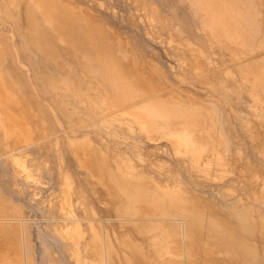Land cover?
<instances>
[{"label":"bare ground","instance_id":"obj_1","mask_svg":"<svg viewBox=\"0 0 264 264\" xmlns=\"http://www.w3.org/2000/svg\"><path fill=\"white\" fill-rule=\"evenodd\" d=\"M109 1L0 0V264H264L251 11Z\"/></svg>","mask_w":264,"mask_h":264},{"label":"rangeland","instance_id":"obj_2","mask_svg":"<svg viewBox=\"0 0 264 264\" xmlns=\"http://www.w3.org/2000/svg\"><path fill=\"white\" fill-rule=\"evenodd\" d=\"M107 1H109V0H107ZM133 2V0H127V2ZM230 4H235L236 6H238V8H245V9H247V10H249V11H251L250 13H246V14H244L243 16H242V18H241V22H242V25H243V27L244 28H246V30L245 31H243L242 33L244 34V35H246V36H249V35H255V39H254V41L252 42V43H258V44H264V1H262V2H260L261 0H257V2L259 3H261V5H263V6H261V7H257V9L255 8V7H252V8H247V6L246 5H249L251 2L252 3H256L255 2V0H227ZM109 2H111L112 4L115 2L114 0H111V1H109ZM115 4V3H114ZM120 5H116V6H114V9L116 10V11H119V12H124L123 10L122 11H120V9L119 8H121V7H119ZM86 7H89V6H87L86 5ZM122 9V8H121ZM235 9V8H234ZM187 11V10H186ZM261 12L260 14H256L257 12ZM90 12H92V11H90ZM93 14H95L94 12H92ZM253 14V15H252ZM187 16H188V18L189 19H191L190 18V15H188V12H187ZM261 18V19H260ZM247 19V20H246ZM259 19V23H255L254 24V21H257ZM247 23V24H246ZM250 25H253L254 27H251ZM248 29V30H247ZM118 31V30H117ZM251 31H253V33L251 34ZM254 63V64H253ZM258 63V64H257ZM248 65H254L255 67H261V66H264V53L263 54H261V55H257V56H255V57H248V58H245V59H243L239 64H237V65H235V66H231L229 69L230 70H232L233 68L235 69V68H244V67H246V66H248ZM200 67L201 68H203V69H205L206 67H205V65H200ZM222 72V71H221ZM209 73V74H211V78H210V75H209V77H208V75H207V77L209 78V80L211 81V82H213V81H217V79H218V77H219V75H220V77L221 76H224V75H226V72L224 71V72H222V73ZM218 76V77H216V75ZM223 74V75H222ZM214 75V76H213ZM219 77V78H220ZM170 86V85H169ZM172 86V85H171ZM173 86H174V84H173ZM190 87H192L193 85L192 84H190L189 85ZM170 88V87H169ZM182 88V89H181ZM181 88H179V89H181V90H183V89H185V88H183V87H181ZM189 90V88H186V90ZM191 89V88H190ZM192 89H194V87L192 88ZM164 90H169L168 91V93L170 92V91H172V89L170 90V89H168V86L167 87H164ZM185 90V91H186ZM184 91V90H183ZM197 91V93L199 94L200 92H202L203 94H204V91H200V90H197V89H195V90H193V92H196ZM200 91V92H199ZM192 92V91H191ZM164 93V92H163ZM167 92L165 91V94H163V95H167L166 94ZM202 93H200L199 95H203ZM201 97V96H200ZM202 98V97H201ZM198 100L200 99L199 97L197 98ZM236 103V102H235ZM246 234V233H245ZM241 234V236L240 235H238L237 237H238V239H239V241H240V244H239V246H241V247H243L244 246V248H242V249H238V252H240L241 254H239L240 256H249V257H247L248 259H250L251 260V262H252V264H256L255 262L256 261H254L255 259H256V255H257V252H256V250L254 249L255 248V245L254 244H252L253 242L252 241H249V239H248V234ZM245 235V236H244ZM247 237V238H246ZM242 238V239H241ZM244 239V240H243ZM243 240V241H242ZM238 244V243H237ZM246 245V246H245ZM248 245H250L249 247H248ZM254 245V246H253ZM241 247H239V248H241ZM245 248H247V250H249V251H247ZM244 249V250H243ZM241 250H243V251H241ZM252 251V252H251ZM177 252H178V250H177ZM247 252H249V253H247ZM243 253V254H242ZM179 254V253H178ZM249 254V255H248ZM254 255V258H253V255Z\"/></svg>","mask_w":264,"mask_h":264}]
</instances>
